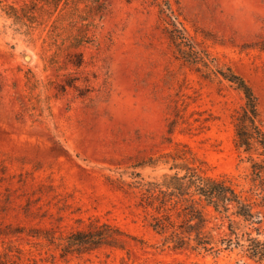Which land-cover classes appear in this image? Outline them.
Listing matches in <instances>:
<instances>
[{
	"label": "rangeland",
	"instance_id": "obj_1",
	"mask_svg": "<svg viewBox=\"0 0 264 264\" xmlns=\"http://www.w3.org/2000/svg\"><path fill=\"white\" fill-rule=\"evenodd\" d=\"M52 1L0 0V227L20 230L2 236L0 249L24 250L38 264H261L238 251L171 250L139 198L116 183L133 181L132 171L160 179L181 142L208 174L247 186L233 123L245 98L217 71L231 68L249 83L264 125V0H103L104 12L84 22L92 41L56 58L54 43L66 48L62 38L78 31L65 21L62 37H52ZM77 51L81 67L68 60ZM150 158L160 163L134 168ZM90 219L137 239L128 251L101 248L66 262L35 236L65 238Z\"/></svg>",
	"mask_w": 264,
	"mask_h": 264
},
{
	"label": "trees",
	"instance_id": "obj_2",
	"mask_svg": "<svg viewBox=\"0 0 264 264\" xmlns=\"http://www.w3.org/2000/svg\"><path fill=\"white\" fill-rule=\"evenodd\" d=\"M52 2L59 10L52 37L55 40L62 37L65 21L78 31L62 38L70 41L66 48L63 43H54L58 48L54 54L56 58L65 49L79 48L92 41L88 35L91 24L84 22L88 20L89 13L101 14L106 7L103 0ZM60 3H63L62 7ZM158 5L166 14L165 22L169 25V13L161 4ZM80 21L82 26L78 27ZM166 33L168 39L170 37L176 43V36H169V27H166ZM68 60L73 66L81 67L83 53L69 52ZM217 72L245 98L244 105L234 115L233 123L235 146L248 163L247 186H240L225 175L208 174L196 164L200 161L196 155L181 142L169 152V162L165 163L169 164L170 172L164 173L160 179L146 180L141 172L132 171L133 181H118L116 184L125 193L139 198L136 205L146 213L147 224L163 237L164 245L171 250H191L198 255L214 257L223 252L238 251L243 257L264 264V125L259 101L249 83L231 68ZM68 85L78 88L74 82H68ZM63 87L66 90V85ZM89 91L90 87L86 89ZM81 95L85 93L81 92ZM159 163V159L150 158V161L138 162L134 168L156 167ZM9 228L10 225L6 229L0 227V239L20 233V230L9 232ZM35 236L44 237L49 244L60 248V257L66 262L72 255L83 256L101 248L127 250L128 239H137L120 226L99 219H90L87 228L78 229L65 238L57 237L51 230ZM0 264H38V261L26 255L24 250L7 247L0 249Z\"/></svg>",
	"mask_w": 264,
	"mask_h": 264
}]
</instances>
